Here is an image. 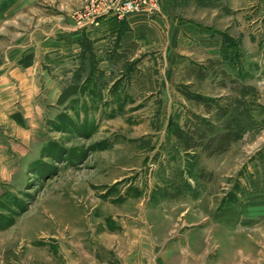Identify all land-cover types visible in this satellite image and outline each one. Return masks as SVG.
Here are the masks:
<instances>
[{
    "label": "rangeland",
    "instance_id": "374dc122",
    "mask_svg": "<svg viewBox=\"0 0 264 264\" xmlns=\"http://www.w3.org/2000/svg\"><path fill=\"white\" fill-rule=\"evenodd\" d=\"M88 2L0 0V264H264V0Z\"/></svg>",
    "mask_w": 264,
    "mask_h": 264
},
{
    "label": "built area",
    "instance_id": "2783aa9c",
    "mask_svg": "<svg viewBox=\"0 0 264 264\" xmlns=\"http://www.w3.org/2000/svg\"><path fill=\"white\" fill-rule=\"evenodd\" d=\"M145 6L149 11L157 10L156 0H89L82 13L76 15L78 25H96L103 17L122 18L141 11Z\"/></svg>",
    "mask_w": 264,
    "mask_h": 264
},
{
    "label": "crops",
    "instance_id": "0c3cea01",
    "mask_svg": "<svg viewBox=\"0 0 264 264\" xmlns=\"http://www.w3.org/2000/svg\"><path fill=\"white\" fill-rule=\"evenodd\" d=\"M161 1H164V0H161ZM174 1L175 0H171V5L172 4L174 5ZM171 17L173 19L174 16L171 15ZM125 22L127 23V25H128L129 28L131 26H133L134 28H140V26H141V27L146 28L147 30H150V32H148L147 30L145 32L146 33H150L152 36H154V35L156 36L155 31H157V33H159V29L160 28H158V30L155 28V27H158V26H156V24H157L158 21L156 19H153L152 20V17H149L147 15H140L138 17H133L132 16V18L131 17H129L128 19L126 18L125 19ZM135 23H138L140 26L134 25ZM136 31H138V30L137 29H135V30H132L131 29V32L129 33L130 35H127L129 38H131L130 40H132V38L135 39V38H141V37H143V34L142 33L139 34ZM144 42L148 44V40L146 41L145 38L143 37V43ZM2 176H4V175H2ZM6 178L8 179V176Z\"/></svg>",
    "mask_w": 264,
    "mask_h": 264
}]
</instances>
